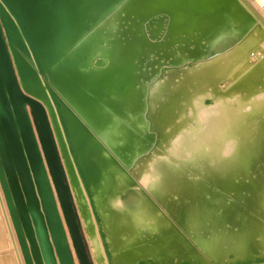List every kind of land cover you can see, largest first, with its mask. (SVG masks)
I'll return each mask as SVG.
<instances>
[{"label": "bare ground", "instance_id": "bare-ground-1", "mask_svg": "<svg viewBox=\"0 0 264 264\" xmlns=\"http://www.w3.org/2000/svg\"><path fill=\"white\" fill-rule=\"evenodd\" d=\"M262 1L213 0L202 16L215 21L203 29L175 33L164 21L162 37L143 44L151 69L118 115L113 142L130 150L102 168L101 224L80 179L76 202L95 264H110L101 225L116 264H264ZM136 20L124 13L101 36L137 40ZM0 264H26L1 182Z\"/></svg>", "mask_w": 264, "mask_h": 264}, {"label": "water", "instance_id": "water-1", "mask_svg": "<svg viewBox=\"0 0 264 264\" xmlns=\"http://www.w3.org/2000/svg\"><path fill=\"white\" fill-rule=\"evenodd\" d=\"M214 3L0 0V182L26 264H77L74 250L79 264H95L76 198L82 181L101 224L95 196L102 168L130 150L125 139L113 142L118 115L125 116V96L140 73L151 69L142 46L162 37L165 22L175 33L203 29L215 21L203 8ZM124 13L137 18L141 38L102 37L111 20L121 26Z\"/></svg>", "mask_w": 264, "mask_h": 264}, {"label": "rangeland", "instance_id": "rangeland-1", "mask_svg": "<svg viewBox=\"0 0 264 264\" xmlns=\"http://www.w3.org/2000/svg\"><path fill=\"white\" fill-rule=\"evenodd\" d=\"M262 7H264V0L262 1ZM84 226H85V224H84ZM85 232V234H86V237H87V240H88V244H89V246H90V248H91V246H92V236H91V234L88 232V231H84Z\"/></svg>", "mask_w": 264, "mask_h": 264}]
</instances>
